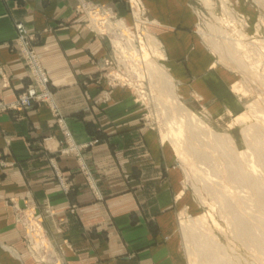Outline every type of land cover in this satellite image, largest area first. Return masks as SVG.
Listing matches in <instances>:
<instances>
[{
  "label": "crops",
  "instance_id": "obj_1",
  "mask_svg": "<svg viewBox=\"0 0 264 264\" xmlns=\"http://www.w3.org/2000/svg\"><path fill=\"white\" fill-rule=\"evenodd\" d=\"M127 1L0 0V100H15L28 80L13 42L21 23L38 34L37 55L75 146L61 153L64 137L47 105L0 114V264H177L172 207L182 197L181 172L134 91L104 78L108 57L122 56L130 70L123 55H138L141 44L134 45L137 37L129 34L131 46L118 45L123 25V33L113 34V26H120L104 17L95 25L98 18L89 13L90 6L100 7L129 26ZM140 1L152 21L150 34L143 30L138 37L156 41L163 57L154 60L182 101L216 118L241 113L243 98L232 89L239 74L219 62L205 37L246 38V28L250 38H260L259 4ZM210 11L219 25L205 22V28ZM31 221L45 240L44 261L34 250L38 238L30 235Z\"/></svg>",
  "mask_w": 264,
  "mask_h": 264
},
{
  "label": "bare ground",
  "instance_id": "obj_2",
  "mask_svg": "<svg viewBox=\"0 0 264 264\" xmlns=\"http://www.w3.org/2000/svg\"><path fill=\"white\" fill-rule=\"evenodd\" d=\"M262 26L263 22H260L257 30L262 29ZM114 30L111 29L113 34ZM260 35L259 39L250 38L248 42L228 36L222 37L223 40L219 38L222 41L205 37L208 44L217 52L219 61H229L245 78L248 77L244 78V81L248 80L255 85V88H252L248 83L241 81L232 86L233 92L240 98H247L251 93H256L257 96L245 105L241 113L229 114L232 118L229 127L230 129L233 126L239 127L243 149L235 146V139L231 133L213 128L208 112L203 110L198 113L196 109L193 110L184 104L176 92L171 76L152 57L153 55L163 57L154 39L147 38L143 43L142 39L137 37L138 43L141 44V51L138 52L140 58L137 53L131 56L127 53L128 57H132L127 59L133 63L132 69L128 65L130 71L135 74L133 76L139 81L141 79L148 81L152 86L150 93H147L142 89L140 81L138 91L141 100L147 104L150 99L147 95L151 94V97L157 95L153 101L158 102L162 115L166 117L165 128L160 132L162 142L170 141L179 162L185 167H191L188 176L192 179L193 188L197 191L200 202L209 207L210 213L197 217L189 216L187 220L181 221L182 228L189 230L185 234L194 246H192L194 258L198 260L195 264H255L256 260L264 261V39H262L264 35ZM121 36V39L116 38V43L120 45L124 41L131 46L132 39L126 34ZM145 47L151 50V57ZM252 47H256L255 53L253 49L251 50ZM134 60L142 62L143 69L139 71L141 64L138 67ZM134 66L138 67V73L135 72ZM212 211L226 224L222 232L226 236H232L240 245L252 252L249 260L243 258L244 260L238 261L232 246L222 244L214 234L205 231L208 216L213 221L212 224L219 226L212 217ZM30 235L40 239L38 231H30ZM34 244L36 245L35 242Z\"/></svg>",
  "mask_w": 264,
  "mask_h": 264
},
{
  "label": "rangeland",
  "instance_id": "obj_3",
  "mask_svg": "<svg viewBox=\"0 0 264 264\" xmlns=\"http://www.w3.org/2000/svg\"><path fill=\"white\" fill-rule=\"evenodd\" d=\"M248 1H250V0H248ZM253 2L259 4L258 6H255V9H257V12L256 13L259 16L260 20L264 21V0H253ZM93 8H95V9H93ZM89 11H90L89 13H91V11H92V14H93L92 18L94 16H96L98 18V20L103 19V17L106 20L107 19H110L112 16L115 17V15H112L109 12H104L100 7H92L91 9L89 8ZM130 14H131V11H130ZM134 14L136 16V17H134L135 19L133 18V15ZM210 14H211V16H207L206 18H203V22L204 23L205 22H211L213 24L219 25L217 23V19L214 18V16H216V13H214L213 11H210ZM116 18H117V16H116ZM141 19L143 21L145 19H147L148 21H146L143 24L142 23H138V21L141 20ZM93 21L95 22L94 24L97 25L98 21L95 20V19H93ZM151 21H152L151 18L149 19V16L147 14L146 15H138L137 12L136 13H132L131 14V21H130V25L129 26H126V24L121 19L114 20V23H116V25L120 26V29L116 28L118 30H116L115 27H113V30L114 29L116 30L114 32V34H116V33H119L120 34V32H122V30H121V26L122 25H123V28L122 29L124 30L123 32H125V33H123V32L122 33L123 34H126V35H129V34H132L133 35L134 34V35H136V37H138L139 34H141L143 30L147 31L150 34V32L148 30V25L149 24L147 22L151 23ZM230 23H228V24L227 23H224V24H226V26H227ZM235 24H233V25L235 27H238ZM102 25L107 26L105 24V22L102 23L101 26ZM263 25H264V22H263ZM15 28H16V25H15ZM135 28H136V30H135ZM205 28H206V23H205ZM263 28H264V26H263ZM24 29L25 30H24V33H22V35L25 36L28 40H29V38H33L30 41V49H33V50L36 51L37 50V45H38V42H39L38 34L37 33L29 32L25 27H24ZM246 30L247 29L244 28V32L246 33L247 38H244V37L243 38H239L240 35L238 36L236 34H231V33L230 34H231L232 38L241 39V41H244V42H246V41L248 42L251 39L254 40L255 38H257V36H254L255 38L252 37L250 39V36H249L250 35V32H248ZM16 32H17V30H16ZM204 32H205L204 34H208L207 31H204ZM262 34L264 35V33H262ZM144 39L145 38H143V40ZM262 39H264V36H263ZM133 41H134V45H135V42L137 43V39H134ZM220 41H222V40H220ZM110 45L112 47H114V44L112 43V40L110 41ZM252 45L254 46V44H252ZM137 46H139L138 43H137ZM137 48H139V47H137ZM252 49H253V52L254 53L257 51L256 47H254V48L252 47L251 50ZM146 50H147V52L151 51L147 47H146ZM18 52H19V50H18ZM36 53H37V51H36ZM128 54H124L125 55L124 57H125V59L127 61H128V59L132 58V57H130L131 54H129L130 55L129 56L130 58L128 57ZM20 55H21V58H22V60L24 62V59H23V56H22L21 53H20ZM149 57H151V55H149ZM152 57H154L153 59L156 58V56H154V55ZM133 58H135V56ZM121 59H122L123 62L121 61ZM157 60L159 62L161 61V59H157ZM226 61L227 60H224L223 61L224 63L222 61H219V62L227 65L228 67H231L234 70L236 69V72L239 74V77H238L239 78V80H238L239 82L243 81L245 83H248V85L250 87L255 88V85L252 84V83H250L248 80H245L244 81L245 76L243 75V73L237 67H235L234 65H232V63H230L229 61H227V63H226ZM133 62L135 63V65H138V63L136 64L137 60H134ZM127 63H129V62H127ZM131 63L132 62H130L129 66H131V69H132L133 68V63H132V65H131ZM41 65H42V63H41ZM105 65H106L107 69L104 72V78L108 81V83L111 86H121V87L129 88L132 91H134L136 98H139L141 100V98L139 96L140 93L138 91V89H139L138 88V84L141 81V87H142V89L144 91H146L147 93H150L149 90H151V87H152V86H150V83L148 81L144 80V79L143 80L141 79L140 81L137 80L138 78H136L135 76H133V75H135V74H133L134 72L133 71H130L129 69H126L125 68V61L123 60L122 56H120L118 58L117 54L116 55H111L110 57H108L106 59ZM25 67H26V70H27V73H28L29 67L26 64H25ZM135 72H137V68H136V71ZM27 79L28 80H27V83H26L25 87L28 86V85H30V84L32 85V80L29 77H27ZM245 79H248V77L245 78ZM49 90L51 92L52 99H53V92H52V90L50 88V84H49ZM255 95H256V93H251V95L248 96L247 98H243V109L242 110L245 109V105L248 104L251 100L253 101L254 98L256 99L257 96H255ZM147 96H148V99L150 98L149 99V102L147 104H145L143 102V100H141L143 102L144 106H146L145 112H146V115L148 117L147 122L150 123L152 126H154L159 131V133H160L165 128L164 123H165V118L166 117H164L162 115V112L160 111L161 110L160 109L161 107H160V105L159 106L157 105L158 102L155 103L153 101V98L155 99L157 97V95H153L151 97V94H150V95H147ZM53 102H54V100H53ZM39 104L47 105L46 103L40 102V103L36 104L32 109H34ZM184 104L187 105V106H189V108H191L193 110L196 109L195 111H197L198 113H200L203 110L205 111L204 108H200L197 104H195L193 106L192 105L190 106V105L186 104L185 102H184ZM47 106H48V108L52 112L51 107L49 105H47ZM32 109H30V110H32ZM242 110H241V112H242ZM16 112L18 113L20 111H16ZM22 112H25V111H22ZM2 114H5V113H2ZM52 114L54 115L53 112H52ZM233 115H236V114H233ZM54 117L56 119V122H57V124H58V126H59V128H60V130L62 132V134H63L64 142H65V145H66L65 149H63L61 151V153L73 152L75 150V146H74V143H73V140L71 138V135H70L69 130L67 129V127L65 126L64 123H63V125L62 124L60 125V123L58 121V118L55 115H54ZM210 120L212 122V126H213L214 129H216L217 131H221V132L228 131L229 133H231L233 135L234 139H235V146L237 148H239V149H243L244 146L241 143L239 127L238 126H233V128H231V129L229 127V124L232 121L231 116H223V117H217V118L210 116ZM66 132L69 134L70 137L69 136H66ZM165 144L170 148L171 154H172V157H173V160L178 165L179 170L181 172L180 184H178V185H179L180 191L182 192V197L180 199H177L176 202L173 204V207H172V211H174V214H175V225H176L175 234H176V237H177V245H178L177 264H195L198 260L197 259L195 260V258H194V256H195V252L193 250L194 249L193 248L194 246L188 240L187 235L185 234V233H188L189 230L187 231L186 229L182 228L183 225H182L181 221L187 220V218L189 216L190 217H197V216H200L201 214H207V212H209V207L207 205H203L200 202L201 199L198 198V193L193 188L192 179H190L191 177L188 176V170H190L191 167L190 166H189V168L188 167H185V166H183V164H181L179 162V159L175 155V152L173 150V146L170 143V141H165ZM191 161L192 160H190V162ZM197 164H199V163H197ZM199 166H200V164H199ZM56 170H58V169L56 168ZM190 172L191 171H189V173ZM189 180H191V181H189ZM211 214H212V217L214 219H216L215 221L218 222L219 226L217 224L215 225L214 223L212 224L213 221L211 220V218H209L210 216H208L207 219H206V224H205V226L207 227V229H205V231H209L210 233L214 234L216 236V239L218 241H220L222 244H228V245L232 246L235 249V251H236V257H237L238 261L244 260V259L249 260L252 257V252L250 250L248 251L246 248H244L242 245H240L239 242H237V240H235L232 236H226L222 232V231L225 230L224 228H226V224L222 221V219L219 217V215L217 213H215V212L212 211ZM34 228H37L38 229V231H39L38 233L41 232L39 230L37 224L35 223V221H31L29 223V232L30 231L33 232V230L36 231ZM38 241H34L36 243V245L34 244V246H35L34 247V250H36V249L39 250L38 252L41 254L42 250H44L47 247H46V245L44 243L45 240L43 238L38 239ZM232 243H234V244H232ZM42 254H44V252H42ZM46 259L47 258L45 256H43V255L41 257H39V260H43L44 261ZM255 264H264V261L261 262V260H258V261L256 260L255 261Z\"/></svg>",
  "mask_w": 264,
  "mask_h": 264
},
{
  "label": "built area",
  "instance_id": "obj_4",
  "mask_svg": "<svg viewBox=\"0 0 264 264\" xmlns=\"http://www.w3.org/2000/svg\"><path fill=\"white\" fill-rule=\"evenodd\" d=\"M127 2L131 14L137 12L138 15H146V10L144 9V6L142 5L140 0H128ZM89 8L91 9L92 7L90 6ZM134 17H136L135 14L133 15V18ZM118 19L119 18H116V16H112L110 18V21L111 23H114V20ZM101 20H98V22ZM16 28L17 36L15 37L13 42L16 46V49L19 50V53L22 54L25 62L24 64L29 67L28 77L32 80V85L30 84L24 87L17 98L11 102H3L2 100H0V114L14 113L16 111H28L32 109L36 104L43 102L51 107L52 112L58 118L60 125H63L61 114L56 108V105L52 99L51 92L49 90L50 82L47 73L42 67L36 51L30 49V41L33 38H29L28 40L25 36L22 35L25 29L21 23L16 24ZM66 136H69L67 132ZM56 175L60 181H63L58 170H56ZM65 189L67 190L68 188Z\"/></svg>",
  "mask_w": 264,
  "mask_h": 264
}]
</instances>
